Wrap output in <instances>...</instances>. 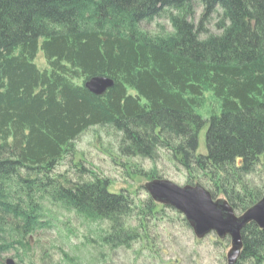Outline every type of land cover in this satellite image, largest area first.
<instances>
[{
  "label": "trees",
  "instance_id": "16d2710c",
  "mask_svg": "<svg viewBox=\"0 0 264 264\" xmlns=\"http://www.w3.org/2000/svg\"><path fill=\"white\" fill-rule=\"evenodd\" d=\"M201 2L204 20L223 9L220 34L196 26L193 0H0V264L14 247L30 257L31 236L49 224L42 213L106 226L86 238L101 250L149 245L129 222L141 216L146 227L164 205L113 192L81 161L77 181L56 173L94 127L122 134L124 156L156 160L164 148L186 169L210 171V186L242 214L262 199L247 176L264 166V0ZM168 7L171 33L142 29ZM95 77L114 87L92 94ZM243 244L241 260L264 264V230L249 225Z\"/></svg>",
  "mask_w": 264,
  "mask_h": 264
},
{
  "label": "rangeland",
  "instance_id": "374dc122",
  "mask_svg": "<svg viewBox=\"0 0 264 264\" xmlns=\"http://www.w3.org/2000/svg\"><path fill=\"white\" fill-rule=\"evenodd\" d=\"M193 2L195 8L193 22L199 27L206 17V8L201 0H193ZM175 12L170 7L166 8L151 23H143L142 29L151 34L171 33L173 29L169 18ZM222 15L223 9L218 6L216 12L204 20L205 30L209 35L220 34L221 30L218 26L222 22ZM207 36L205 33L202 34V38ZM41 57L42 54L38 63L44 66L45 62ZM207 131L208 126L199 134L198 155L207 154ZM121 139L122 134L109 127L89 129L75 141L72 154L60 162L56 173L68 174L77 181L82 176L76 172L74 163L81 161L88 171L97 172L111 180L113 192H133L136 193L135 198L138 202H149L152 198L145 185L150 181H146L143 175L156 171L158 176L156 179L168 180L180 187L200 185L208 190L215 200H227L210 186L208 174L210 171H203L196 166L193 167V171L188 170L178 158L174 157L172 150L164 148L159 151L156 160L124 156L120 151ZM128 165L135 169L130 172ZM247 178L251 182L250 186L264 196V166L259 165ZM85 179L87 180V177ZM161 207H164L163 211L145 220L147 228L141 216L134 217L129 222L140 230L144 228L150 235L147 247L141 242H135L131 244V249L123 246L106 247L101 250L97 244L87 242L86 238L95 231L99 234L107 228L106 226L103 225L104 228L100 229L101 225H86L81 217L65 213H60L58 221L51 222L48 215L42 213L44 216L42 221L49 224L39 228L31 236L32 246L29 252L31 249L33 252L30 253V257L19 258L17 251L19 248L14 247L4 253V264H7L8 260H12L14 264H74L66 255L75 258V264H228L230 238L222 240L212 233L198 240L184 215L172 207ZM236 214L241 215L242 212L236 211ZM100 251L102 256L98 255ZM237 264H255V262L240 258Z\"/></svg>",
  "mask_w": 264,
  "mask_h": 264
},
{
  "label": "water",
  "instance_id": "95a60500",
  "mask_svg": "<svg viewBox=\"0 0 264 264\" xmlns=\"http://www.w3.org/2000/svg\"><path fill=\"white\" fill-rule=\"evenodd\" d=\"M114 87L108 77H95L85 83V88L96 96L104 95ZM153 201L172 207L184 215L197 239L202 240L212 233L220 239L230 238L231 249L228 264H237L243 252V231L251 224L264 230V196L253 207L237 215L225 199L215 200L213 195L200 185L180 187L168 180L155 179L145 185ZM7 264H14L8 260Z\"/></svg>",
  "mask_w": 264,
  "mask_h": 264
}]
</instances>
